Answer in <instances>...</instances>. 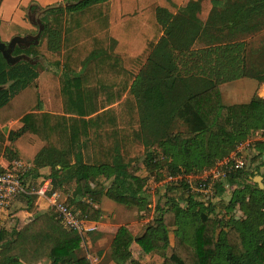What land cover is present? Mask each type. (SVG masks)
<instances>
[{
    "label": "trees",
    "instance_id": "trees-1",
    "mask_svg": "<svg viewBox=\"0 0 264 264\" xmlns=\"http://www.w3.org/2000/svg\"><path fill=\"white\" fill-rule=\"evenodd\" d=\"M106 1L75 0L65 8L45 9L53 15V22H45L41 32L47 51L58 53L66 41L64 13L72 19ZM240 47L225 44L194 53L203 62L206 58L221 61L222 74L155 76L148 69L138 77L129 74L122 87L111 88L95 87L96 69L99 64L103 68L104 59L93 54L101 51L82 61L84 71L77 75L68 65L57 63L63 70L60 114L40 111L37 64L31 61L39 51L16 47L12 56L27 59L14 65L0 54V154L6 151V140L33 135L45 146L34 157L26 180L49 168L50 191L66 193L74 183L65 200L69 207L81 200L99 204L105 197L143 213L149 220L143 236L136 237L121 226L112 238L108 252L115 264H264V188L244 183L245 169L227 176L228 202L226 198L204 201L190 193L184 180L179 185L165 182L167 176H192L213 167L248 142L253 132L260 139L249 144L255 151L251 162L264 166V100L254 96L248 104L226 106L218 90L220 84L242 78L264 80L236 66ZM11 121H19L22 127L5 137L1 127ZM139 147L141 158L136 152ZM150 178L155 183L164 181L155 188L159 193L153 206ZM262 178L264 186V174ZM216 189L224 191L221 184ZM35 201L36 197H21L33 216L29 223L18 231H0V264L43 260L90 264L81 237L62 227L52 213L38 214ZM235 206L243 219L226 218ZM80 214L90 217L88 212ZM98 238L90 236L92 242ZM141 238L160 261L134 258L133 247Z\"/></svg>",
    "mask_w": 264,
    "mask_h": 264
},
{
    "label": "crops",
    "instance_id": "crops-1",
    "mask_svg": "<svg viewBox=\"0 0 264 264\" xmlns=\"http://www.w3.org/2000/svg\"><path fill=\"white\" fill-rule=\"evenodd\" d=\"M74 2L75 0H0V28L5 27L10 30L12 28L11 25L15 24V26H22L23 30L21 33L10 32L6 34L0 29V42L6 44L15 37L27 38V40L32 37L31 29L34 26L23 23L24 11H45V9L55 6L65 8L69 3ZM130 9L134 10L133 12H137L136 16L133 15L134 13L131 14L132 20H129V17H125L126 15L124 14ZM89 10L98 11V15L99 11L103 10L106 13L104 21L92 19L84 26L74 21L73 26L67 30L68 32L70 31L67 35L71 36L79 29L86 30L96 22L97 25H101L99 30L93 31V38L104 37L107 47L104 48V52H100L102 54H98V56L93 54L95 59H104L103 68L99 64L96 69L98 83L95 87H122L129 74L133 77H138L140 74L144 75V72L148 69H151L152 74L155 76L162 74L167 76L186 75L185 77H188L197 75L198 77H203L210 74H222L223 66L221 61L216 58L217 62L214 63L212 58H206V61L203 62L194 53L225 44H242V47L238 49L240 52H236V66L239 68L244 66L249 76H261L264 78V0H157V3H153L148 8L150 18L147 21H143L141 18V14L145 10L143 4L128 6L121 0H117L116 3L107 0L105 3L91 6ZM43 18L45 17H42L41 24H44ZM146 27L151 31L150 36L145 35ZM42 30L43 27L41 32ZM118 46L120 48L119 52L117 51L119 50ZM16 47L18 46H15L14 49ZM28 48L25 46V48L21 49ZM98 51L93 50L91 53ZM91 53L87 57L91 56ZM68 56L64 57L60 65L62 67L64 64L68 65L73 75L82 73L84 71L81 66L82 62L76 68L72 62L73 59ZM46 71L48 72H46L45 76H42L37 71L36 84L40 97V111L60 114L62 112V102L59 92V80L63 70L62 68H57L56 72L53 73L54 75L49 74L48 68ZM57 72H59V76ZM246 81L249 83H246ZM227 84L228 86L230 85L233 97L237 102L226 106L248 104L254 96L264 100V80L259 81L248 77L218 86L223 105L225 104L220 88ZM50 88L51 90L49 91ZM43 92L47 96H44ZM116 105H113V107ZM21 127L22 124L19 121H11L1 127V131L7 137L10 132H16ZM252 135H256L254 140L260 139L258 132H253ZM248 142L251 141L249 140ZM248 142L245 144L247 145ZM44 146V143L30 134H25L14 142L6 140L4 144L6 151L0 154V168H6L13 161H20L27 167L23 177L24 184L39 186L45 183L50 187L49 168L38 170L37 178L26 180L34 157ZM11 157L13 159L9 160ZM263 174L264 166L252 163L251 167L245 170L246 180H244V183H254V179L257 176L262 177ZM73 185L74 183L66 187V193L59 190L56 191L66 200L72 191L71 189H73ZM34 205L38 214L51 213L46 201L43 199L36 198ZM72 207L78 212H88L92 219H94L96 210L101 211L99 213V215H102L101 221H92L96 225L97 230L89 235V237L98 235L99 240L104 239L107 234H113V238L120 227H114L111 230L112 226L105 221V215H111V222L117 219L116 216L120 214L121 209L127 208L105 197L99 204H91L88 201L81 200L80 202H75ZM127 209L133 210L132 208ZM10 215L11 217L4 222L10 231L20 230L33 218L32 214L26 211L21 198L13 202ZM97 244L92 243L91 240L89 243L88 241L84 242L81 244L82 251L88 253L89 251L84 248L92 249ZM101 250L102 247L96 252L94 249L92 250L91 254L95 258L94 263L89 261L90 264H115L113 261L98 259V253ZM89 257V254H87L88 259ZM39 264H51V261L43 260Z\"/></svg>",
    "mask_w": 264,
    "mask_h": 264
},
{
    "label": "rangeland",
    "instance_id": "rangeland-1",
    "mask_svg": "<svg viewBox=\"0 0 264 264\" xmlns=\"http://www.w3.org/2000/svg\"><path fill=\"white\" fill-rule=\"evenodd\" d=\"M121 1H123L128 6L135 5V4H138V5L143 4L145 7L143 14H141V18L143 19V21L144 20L147 21L150 18V11L148 10V8H150L153 3H157V0H121ZM160 1H162V0H160ZM111 2L116 3L117 0H111ZM133 11L134 10L130 9V11L124 13L126 15L125 17H129V20H132L131 14L134 13L133 14L134 16H136V14H137V12H133ZM97 13H98V11H90L89 10L88 12H86L83 15H76V16L74 15L72 19H71V16L66 15V13H64L63 18H62V24L64 23V28L69 30V28H71L73 26L74 20L76 22H79V24H81V25L83 24L82 26L88 24L89 21L92 19H96L98 21H104V15L106 13H104L103 10H101V12L99 11V15ZM42 17H45V21L43 19L44 23L45 22H50V23L53 22L52 13L48 12V11H42V10H37L34 12H30L28 10L24 11V14L22 17L23 23L28 24V25L31 24L32 26H34L33 29H31L32 30V37H36L38 35V32L40 31V34L38 37V42L34 43L32 41V43H30L28 45V47H34L35 49H37L39 51L38 52L39 54L35 58L32 57L31 61L33 64H37L36 70L40 74H42V76H45L46 72H48V71H46L47 68L49 70V74L54 75L53 73L56 72V70H57L56 64L57 63L61 64V62H63V60H64V57H67V55H69L68 57L71 56V58L73 59L72 62L77 68V67H79L80 63L91 53V51H93V50L98 51L99 50L101 52H104V48L107 47L106 40L104 37L93 38V35H94L93 31L99 30L100 26H101L100 24L97 25V22H96L92 27H88L86 30H84V29L80 30L79 29V30H77L76 33H74L71 36L66 35V41L62 43L61 49L58 53L48 52L46 49V40L42 38L41 30H40V28L43 27V24H41ZM15 22L19 23L18 21H15ZM3 24H7V23H3ZM11 26H12V28H10V30H8L9 28L6 29L5 27L0 28V29L2 32H5L6 34H8L10 32L21 33L23 31L22 26H15V24L11 25ZM35 26H36V28H35ZM150 33H151V31L149 30V28L146 27L145 28V35L150 36ZM9 41H11V40H9ZM118 49L119 50H117V51L119 52L120 51L119 46H118ZM57 73L59 76V72H57ZM246 83H249V82L246 81ZM229 86L227 84V85L220 88L221 89L220 92L222 94V98H223L225 105H229V104L237 102L236 99H234L233 91H232L231 87H229ZM50 90H51V88L49 89V91ZM43 95L45 96L46 94L43 92ZM48 110H49V108H48ZM249 139H250V141H252L255 139V136L251 135ZM239 148L241 149L239 156H242L244 158V163H245L244 169L246 170V169L251 167V164H252L251 158L253 157L255 151L251 146H247L246 144L241 145ZM136 152H137V156H139L141 158L142 154H143V148L139 147ZM261 182L263 183V179ZM163 183H164V181L155 183L153 178L148 179L149 193L153 194L155 192V188L156 189H157V187L159 188V186H161ZM158 193H159V189L157 192H155L156 196L155 195L151 196V203H152L151 206H153L154 202L157 200ZM229 198H230V195H228L226 197L225 202H228ZM76 212H78V211H76ZM79 213H81V212H79ZM94 213H95L94 219H92L91 215L88 213V215L90 216L89 219L91 221H94V222L95 221L100 222L101 221L100 218H102L101 217L102 215H99V213H101V211L96 210ZM223 214H224V212L222 211V212H220V214H218V216H222ZM143 215H144L143 213H138L135 209L130 210V209L124 208V209H121L120 214L118 216H116L117 219L112 220L111 222H110V220H111L110 218H112L111 215L106 214L105 215L106 216L105 221L110 223V225L112 226L111 230L114 229V227H118V226L121 227V225H122V226H126L127 229L130 230L136 237H140L141 235L143 236L145 226H146L147 222L149 221L148 219L144 218ZM225 216L227 219H234V220L243 219L242 212L239 211L236 206L232 211H229V213H227ZM140 217H142V218H140ZM4 230L10 231L9 228H6ZM93 233H95V232H92L90 234H93ZM90 234L85 236V243L87 241H88V243L90 242V237H89ZM112 235L113 234H107V236L104 237V239H100V240L97 239V240L93 241L92 243H98V244L95 247H93L92 249L86 248L84 246L85 247L84 249H86V251L87 250L89 251L88 253H85V256L87 257V254H89L90 257L88 260L91 263H94L93 261L95 258L94 256H92L93 254H91L92 250L94 249V251L96 252L101 247H102V250L98 253V259H102V261H110L108 251H109V245H110L111 240H112ZM133 248H134V250H133L134 258L140 259L142 261H145V260L147 261L149 259L160 261L158 254L148 252L149 244L147 243V240L145 238H141V242L139 244L134 245ZM146 251L148 253H146Z\"/></svg>",
    "mask_w": 264,
    "mask_h": 264
},
{
    "label": "built area",
    "instance_id": "built-area-1",
    "mask_svg": "<svg viewBox=\"0 0 264 264\" xmlns=\"http://www.w3.org/2000/svg\"><path fill=\"white\" fill-rule=\"evenodd\" d=\"M254 136L256 138V135ZM249 144L250 142L247 146ZM240 152L239 148L197 175L167 176L165 182L179 185L184 180L190 193L202 196L204 201L216 203L229 195L230 190L225 183L227 176L245 168L244 158L239 156ZM26 168L20 161H13L6 168H0V231L7 228L4 222L11 217L10 209L13 202L24 196H31L45 200L49 211L62 227L76 232L84 243L85 236L97 230L96 225L87 215H82L66 205L63 196L57 191H50L48 184L43 183L39 186L24 184ZM217 184H221L223 192L217 191Z\"/></svg>",
    "mask_w": 264,
    "mask_h": 264
},
{
    "label": "water",
    "instance_id": "water-1",
    "mask_svg": "<svg viewBox=\"0 0 264 264\" xmlns=\"http://www.w3.org/2000/svg\"><path fill=\"white\" fill-rule=\"evenodd\" d=\"M40 30H41V28H40ZM39 34H40V31L38 32V35L36 37H30L28 40H27V38L15 37V38L11 39V41L9 43H6V44L0 42V54H1L2 58L6 61V63H8L10 65H14V64L20 62L21 60L27 59L26 56H18V57L12 56V51H13L15 46L20 47L21 44H26V47H28V45L30 43H32V41L34 43H37ZM262 160L264 162V153L262 156ZM261 181H262L261 176H258L254 179V183H256L260 189L263 188V184Z\"/></svg>",
    "mask_w": 264,
    "mask_h": 264
},
{
    "label": "flooded vegetation",
    "instance_id": "flooded-vegetation-1",
    "mask_svg": "<svg viewBox=\"0 0 264 264\" xmlns=\"http://www.w3.org/2000/svg\"><path fill=\"white\" fill-rule=\"evenodd\" d=\"M25 46H26V44H21V46H20V47H21V48H24Z\"/></svg>",
    "mask_w": 264,
    "mask_h": 264
}]
</instances>
